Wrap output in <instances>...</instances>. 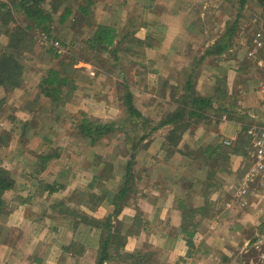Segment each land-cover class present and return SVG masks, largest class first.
Returning a JSON list of instances; mask_svg holds the SVG:
<instances>
[{"label":"crops","instance_id":"0c3cea01","mask_svg":"<svg viewBox=\"0 0 264 264\" xmlns=\"http://www.w3.org/2000/svg\"><path fill=\"white\" fill-rule=\"evenodd\" d=\"M186 10L182 17L187 23L182 26L167 22L170 16L175 21L181 14L174 15L170 11L162 15L166 23L164 37L161 45L152 49L165 58L152 66L153 74L159 75L160 79L155 97L163 107H168L163 112L164 117L175 112L179 107L176 102L181 98L175 100L176 95L168 88L174 90L178 86L183 89L188 83H196L198 95L214 101L210 112L201 111L198 112L202 114L201 118L193 117L191 114L196 109L188 106L193 120L188 129L182 135L180 133L178 141L168 139L175 128L173 124L161 127L157 124L147 148L139 152L134 161L136 165L129 171L126 168L131 161L129 156L120 158L123 161L119 174L97 166L95 162L90 163L93 167L85 168L91 173V182L79 187L78 191H72L65 182L71 171L69 167L56 172L59 164L48 161L35 174L29 163L33 162V157L26 158L27 164L20 168L19 158L9 157L15 185L3 196L11 209L5 216L4 213L0 216V264H96L100 228L91 221L88 224L85 217H76L74 214L78 211L89 219H104L117 212L110 229L115 235L120 231V237L127 240L124 251L113 250L112 253L117 254L106 264H126L133 257L131 262L138 264L142 262L140 254L151 256L150 264L241 263L240 256L227 246L236 243L235 238L241 242L247 237L246 230L261 227L257 215L260 211L259 207L241 209L240 203V208H230L233 205L229 202L234 200L225 181L230 169H236L227 166L233 162L235 165L241 163L242 131L245 133L251 124L260 123L261 119L254 115V109L245 110V106L228 112L220 101L233 100L234 104H243L244 99L239 94L245 95L247 90L240 89L245 88L248 81L243 82L239 77L242 73V68L239 71L242 67L240 53L250 59L254 45H251L250 37L237 38L234 45L232 41L223 43V37L214 38L204 31V19L201 22V15L196 10ZM145 37L146 34L141 40ZM239 39L242 42L238 44ZM259 48L257 51L262 53L264 50ZM168 71L172 72L171 76L167 75ZM176 72L179 80L173 75ZM236 85L240 88H234ZM225 141L231 144L225 145ZM226 153L229 158H225ZM253 163L254 159L247 170ZM119 176L124 181L117 189L111 188L114 178ZM129 178L135 185L125 197L120 188ZM49 186L57 189L51 191ZM64 194L65 197H78L73 200L64 197L66 204L61 205L59 200ZM121 201L126 204L121 206ZM237 201L239 199H235ZM256 231L251 239L258 233ZM127 254L134 256L127 258Z\"/></svg>","mask_w":264,"mask_h":264},{"label":"rangeland","instance_id":"374dc122","mask_svg":"<svg viewBox=\"0 0 264 264\" xmlns=\"http://www.w3.org/2000/svg\"><path fill=\"white\" fill-rule=\"evenodd\" d=\"M20 1L0 0V5L7 4V7L0 12L1 169L11 171L9 157L10 159L13 156L19 158V168L22 164H27V159L33 157V162L29 163L33 165V172L36 174L37 169L43 166L38 158L49 156V162L55 161L59 164L55 168L56 172L63 167L71 169L65 182L72 191L74 189L78 191L79 187L87 186L91 182V173L90 171L87 173L85 168L93 167L89 165L90 163L95 162L97 166L119 174L123 161L120 158L128 156L125 154L126 138L123 131H112V134L100 139L96 135L88 137L83 135L85 127L83 121L88 120L94 125L97 121L112 122L118 126L123 125V129L130 132L132 125L126 122L124 106L126 88L133 93L137 109L148 115L152 126L160 124L165 119L166 116L162 115L168 107L167 105L163 107L162 102L155 97L158 94L157 85L160 79L159 75L152 72L154 71L152 66L165 58L162 59L164 57L162 53L156 54L152 49L156 50L155 46H160L162 43L166 29L162 15L169 14L170 11L174 15L181 14L179 17L181 19L177 18L178 20L174 21V18L169 15L171 18L167 20L169 25L180 23L182 26V23H187V20L182 17L186 9L196 10L201 15V22L204 19V31L214 38L223 37V43L226 44L232 41L231 44L234 45L237 38L250 37L251 45H254V52L250 55V59L245 57L244 53H240L242 67L239 71L242 68V73L239 77L243 82L248 81L247 86L240 89L247 90L245 95L239 94L240 98L244 99L243 104L238 102L234 104L233 100L220 102L226 106L228 112L243 106L245 110L254 109V115L261 119L259 122L264 121V51L262 53L260 50L257 51L259 47L264 50V0H45L41 1V6L53 17L50 33L36 28L35 23L27 19L24 11L14 6ZM82 7L88 8V13L84 14ZM65 9L71 12L62 24L60 19ZM98 25L116 27L120 36L117 42L127 34L130 41L127 43L121 41V45H116L109 51L92 49L88 41ZM145 34V38L152 39L150 45L146 40H141ZM238 41V44L242 42L241 39ZM248 43L249 46L250 40ZM8 60L13 61L14 66H10ZM50 70H58L61 73L60 76L69 79V85L63 88L58 103H54L52 98L46 96L41 86ZM177 72L173 75L179 80ZM171 74V71L167 72L168 76ZM7 77H12V81L6 82ZM20 77L21 83L18 80ZM165 84L168 85V81ZM164 87L167 88V86ZM234 88L240 87L236 85ZM168 90L176 95L175 100L179 96L182 99L187 96L185 88L180 89L177 86L174 90L172 87ZM194 90L197 92L196 86ZM258 91L262 98L259 97ZM180 102H176L179 107L175 111L185 108L183 123L190 124L193 120L192 116H195H189L190 110L182 107ZM207 111L210 112V110ZM146 131L150 129L147 128ZM244 131L241 136H244ZM137 134L138 131L135 130L134 135ZM149 138L146 139L147 143L144 142L146 140L142 141L139 149L137 145L135 160L139 152L147 148ZM239 151L241 157L243 156L241 163L235 165L233 162L232 165L227 166V168L233 166L236 169L235 171L230 169L225 181L227 190L234 200L229 202L233 205L231 209L240 208L239 201H237L238 205L235 202V199L238 200L237 183L253 161V145L247 136L245 140H240ZM226 154L225 158H229V153ZM134 164L136 165V162ZM132 180L129 190L134 187L133 184L135 185ZM123 181L122 176L115 177L111 188L117 189L118 184H122ZM51 188L57 189L55 186L48 187L52 191ZM64 197L65 194L59 200L61 205L66 204ZM77 197L78 195L65 198L73 200ZM257 201L255 198H248L249 208L259 207L260 212L257 215L262 222L264 221V205L257 204ZM125 204V201H121V206ZM10 206V203H6L3 216L9 212ZM115 214L104 219H89L83 216L85 214L81 211L74 215L78 218L85 217L88 224L93 220L100 223L95 226L100 228L101 245L103 226L100 225L106 222L110 229V226L114 224ZM255 229L246 230L247 237L241 242L235 238L236 243L227 246L232 248V253H237L241 258V263L235 264H249L250 260L256 256L253 250H249L248 253L245 249L243 250L245 243L254 236V231H259L261 228ZM110 232L113 233L111 229ZM115 233H117L116 237L121 236L120 231ZM239 236L243 235L239 234ZM124 247L116 249L113 244L111 251H124ZM140 255L143 256L141 264H150L151 256ZM132 259L125 263L131 264Z\"/></svg>","mask_w":264,"mask_h":264},{"label":"trees","instance_id":"16d2710c","mask_svg":"<svg viewBox=\"0 0 264 264\" xmlns=\"http://www.w3.org/2000/svg\"><path fill=\"white\" fill-rule=\"evenodd\" d=\"M41 1L45 0H21L18 4H15L14 6L17 8H21L25 16L28 20L33 21L35 23L36 28H40L43 31L50 33V25L53 22L52 14L46 13L42 6ZM90 4L92 2L90 1ZM7 4L3 3L0 5V12L1 9L6 8ZM82 12L88 13V8H81ZM8 12L11 14V11L8 10ZM70 10L65 9L64 14L61 15V23L63 24L68 17L70 16ZM25 34V33H24ZM129 34H127L123 39L117 42V40L120 38L119 32L116 27L109 26V25H98L95 29V31L90 36V40L88 41L89 46L92 49H99L101 51H109L116 47V45H121L124 41L129 42L128 39ZM148 45L151 44L152 39L151 38H145ZM142 40V41H145ZM137 42V41H136ZM7 60V59H6ZM5 61V60H4ZM10 66H14V62L8 60L7 61ZM61 73L58 70H50L48 76L44 78V80L41 83L42 89L45 92L46 96L52 98V101L54 103L59 102V97L61 96V93L63 91V88L68 87L69 85V79L67 77L60 76ZM12 77H7L5 80L6 82L12 81ZM18 80L21 83V77L18 78ZM196 83H188L185 87V90L187 92V96H185L183 99H180V104L182 107H188L191 106V108H195L196 111L192 113L191 115L196 116L197 118H201L202 114H199L198 112L201 111H207L210 108L213 107L214 101L209 98H203L198 95V93L194 90ZM124 106H125V113H126V122L132 125V129L130 132L123 129V125L118 126L116 123L112 122H95L89 123L88 120L83 121V125L85 126L83 128V135L85 136H98L99 139L103 138L107 135L112 134V131H123L122 133L125 135V154H127L131 161L126 166V168L131 170V168L134 166V160L135 155L142 143V141L149 138L154 131L157 129L156 126H152L150 123L152 122L148 117L143 115L136 107L134 103V95L133 93L126 88V93L124 97ZM185 108H180L177 111L173 113H169L166 115L165 119L158 125L159 127L164 126L168 123L174 125V129L169 133L168 139L169 141H178L180 140V136L186 131L189 127V124L183 123L185 120ZM136 127H135V126ZM144 125H146L144 127ZM149 128L150 131H146V129ZM138 131V134L135 136L134 132ZM181 133V135H180ZM246 134L244 136H241L240 140H245ZM139 138V139H138ZM138 139V141H137ZM138 145V149H136ZM132 148V150L130 149ZM39 159L40 164H46L48 161H50L49 156H42ZM131 179L129 178L123 189L121 190V195H127L129 188H131L130 185ZM15 185V181L11 178V172L1 169L0 168V216L3 215V211L6 207V202L3 199L4 194L7 191H10L13 189ZM52 190H55V188H51ZM116 203V202H115ZM119 203V202H118ZM117 204V203H116ZM109 222V219L107 220ZM93 225H99L100 223L96 220L91 221ZM107 225H109L107 223ZM106 225V222L100 226H103L102 228V240L100 245V251L98 255V259L96 264H105L106 262L110 261L114 254L111 251V247L114 244V247L116 249H120L125 246L126 244V238L116 237L115 234L110 232L109 227ZM98 226V227H100ZM134 256V254H127V258ZM122 259H124V255L121 256ZM135 258V257H133ZM143 258V257H142ZM142 262H139L138 264H141ZM133 264V262H131Z\"/></svg>","mask_w":264,"mask_h":264},{"label":"built area","instance_id":"2783aa9c","mask_svg":"<svg viewBox=\"0 0 264 264\" xmlns=\"http://www.w3.org/2000/svg\"><path fill=\"white\" fill-rule=\"evenodd\" d=\"M245 133L253 145L254 163L237 186V197L241 209L244 210L250 207L248 198H255L258 200L257 204L264 205V122L251 124ZM224 144L230 145L231 142L225 141ZM259 226H261L260 232L257 231L256 236L247 241L243 248L247 253L251 250L256 253L249 264H264V221Z\"/></svg>","mask_w":264,"mask_h":264}]
</instances>
